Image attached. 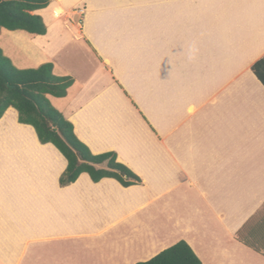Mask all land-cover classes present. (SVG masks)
<instances>
[{
    "label": "crops",
    "instance_id": "obj_1",
    "mask_svg": "<svg viewBox=\"0 0 264 264\" xmlns=\"http://www.w3.org/2000/svg\"><path fill=\"white\" fill-rule=\"evenodd\" d=\"M47 1V33L2 29L3 55L72 77L51 104L142 183L61 185L66 158L10 108L0 264H138L181 241L202 264H264V0Z\"/></svg>",
    "mask_w": 264,
    "mask_h": 264
},
{
    "label": "trees",
    "instance_id": "obj_2",
    "mask_svg": "<svg viewBox=\"0 0 264 264\" xmlns=\"http://www.w3.org/2000/svg\"><path fill=\"white\" fill-rule=\"evenodd\" d=\"M47 0H0V32L25 31L45 35L47 27L39 15L32 12L45 9ZM52 63L34 69H18L0 49V120L10 109L19 114V123L32 126L41 144L54 145L66 158L68 165L60 178L67 186L82 174L93 182L105 178L117 180L130 187L142 183L139 176L118 161L114 152L94 155L74 132L73 124L51 104L48 96L63 98L74 84L70 76H56ZM253 73L264 86V57L252 67ZM138 264H202L193 249L181 241L164 250L153 259Z\"/></svg>",
    "mask_w": 264,
    "mask_h": 264
},
{
    "label": "clouds",
    "instance_id": "obj_3",
    "mask_svg": "<svg viewBox=\"0 0 264 264\" xmlns=\"http://www.w3.org/2000/svg\"><path fill=\"white\" fill-rule=\"evenodd\" d=\"M197 51H198V49L195 47V45H192L191 48L188 51L187 59L189 61L195 60Z\"/></svg>",
    "mask_w": 264,
    "mask_h": 264
},
{
    "label": "rangeland",
    "instance_id": "obj_4",
    "mask_svg": "<svg viewBox=\"0 0 264 264\" xmlns=\"http://www.w3.org/2000/svg\"><path fill=\"white\" fill-rule=\"evenodd\" d=\"M220 2V1H219ZM217 6H218V3H217Z\"/></svg>",
    "mask_w": 264,
    "mask_h": 264
}]
</instances>
